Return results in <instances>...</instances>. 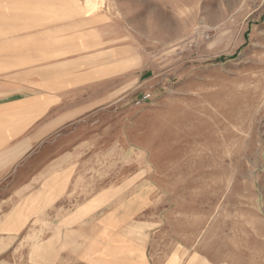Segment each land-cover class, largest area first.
<instances>
[{
	"label": "rangeland",
	"instance_id": "374dc122",
	"mask_svg": "<svg viewBox=\"0 0 264 264\" xmlns=\"http://www.w3.org/2000/svg\"><path fill=\"white\" fill-rule=\"evenodd\" d=\"M121 1L0 0V264H264V0Z\"/></svg>",
	"mask_w": 264,
	"mask_h": 264
},
{
	"label": "crops",
	"instance_id": "0c3cea01",
	"mask_svg": "<svg viewBox=\"0 0 264 264\" xmlns=\"http://www.w3.org/2000/svg\"><path fill=\"white\" fill-rule=\"evenodd\" d=\"M136 0H133V2L131 1H127V0H123L121 1L120 4V9L122 10H126L123 11V21H126L127 24L130 23H136L139 20H143V18H141L142 15H144V13L141 14H136L135 12V6L138 5L136 3H134ZM149 3L154 4V5H159L162 6L161 1L160 0H149ZM112 6H114V1L112 2ZM131 10V12H130ZM110 14V13H109ZM108 13L106 14H102L100 15V19L102 21H100V23L97 24L95 30H96V34L93 36L94 37V42L96 44H99V47H96V45L92 46V49L95 50L96 52L94 53H106V54H113V53H117L119 51V45H120V38L121 35L118 32L119 28L118 24L121 21V18L116 15L113 12L112 16H109ZM140 16V17H139ZM116 25V26H114ZM39 27V25H38ZM40 29H38L39 31ZM115 32V33H114ZM117 32V33H116ZM13 45H15L14 43L8 44V47H12ZM35 51H39V47L35 46ZM87 53V52H86ZM88 54V53H87ZM97 55V54H94ZM36 59H33L34 61H40L39 60V55L36 54ZM23 60H20V62ZM103 61V60H100ZM6 62L10 63H18V56L15 54H6ZM1 84V82H0ZM0 88H3V86L0 85ZM39 136V134L35 133L31 135V138H37ZM21 147V146H20ZM19 146L15 148H11V149H6L4 151H1L0 153V166H2L4 163L9 162L12 158L17 157V155L19 154L20 148Z\"/></svg>",
	"mask_w": 264,
	"mask_h": 264
},
{
	"label": "built area",
	"instance_id": "2783aa9c",
	"mask_svg": "<svg viewBox=\"0 0 264 264\" xmlns=\"http://www.w3.org/2000/svg\"><path fill=\"white\" fill-rule=\"evenodd\" d=\"M149 95H144V97L142 98V100H145L146 98H148ZM140 102V101H139Z\"/></svg>",
	"mask_w": 264,
	"mask_h": 264
}]
</instances>
